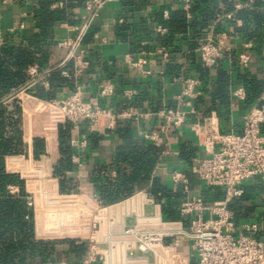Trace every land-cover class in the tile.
Segmentation results:
<instances>
[{"label":"crops","instance_id":"obj_1","mask_svg":"<svg viewBox=\"0 0 264 264\" xmlns=\"http://www.w3.org/2000/svg\"><path fill=\"white\" fill-rule=\"evenodd\" d=\"M237 1L246 0H194L193 18L188 19L184 15L185 26L179 29L167 26L168 32L165 35L153 32V26L156 23L169 22L172 13L180 9L178 0H133V5L128 6L123 0H104L95 10L87 9L85 2L82 5L73 4L71 9H69V0H58L52 4V9H66L68 19L55 22L45 38L41 39L44 61L39 59L36 64L42 73V80L21 85L19 88L27 86L21 95L34 91L37 85L44 86L42 81L47 80L49 73L56 69L61 70L62 76H64L63 71H68L69 76L65 77L72 78V84L57 90L50 100L62 97L73 89L75 76L71 56L72 53L84 49L87 51L90 63L85 73L77 80L86 97L95 95L100 85L110 80L115 84L116 92L113 96H99V105L120 110L127 105L123 90L134 88L137 92L133 96L132 103L147 114L140 121L119 122L115 129L100 135L99 140L91 142L89 139V147L83 156L84 165L74 172L81 184V192L78 194H60L57 190L59 181L53 177L52 158L48 155L40 157L36 163L40 175L38 179H44L45 185L53 191L52 195L47 197L43 195V199L42 194L37 195V202L40 199L43 200V208L48 206L47 209H58L61 224L63 220L67 221L63 217L65 210L71 212L76 209L87 210L95 203L97 192L90 179L93 170L111 165L118 151H125L130 146L143 147L151 144L139 131L157 129L162 122L157 112L177 106V97L183 84L174 82L173 77L178 75L200 77L202 83L197 89L194 106L206 115L215 114L222 131H241L244 114L258 100L247 93L249 91L245 81L251 79L259 83L264 82V0H254L252 5L235 12L234 19H222L219 22L218 32L229 33L232 36V49L226 52L216 66L206 69L197 51L205 37L209 22L216 18L217 14L231 11ZM41 2L42 0H0V33L4 42L11 40L15 45L26 47L36 40L40 29L34 12ZM165 9L170 11L169 20L164 18ZM121 18L123 22H119ZM237 20H241L242 24H238ZM110 21L114 23L109 24ZM65 40H69L71 45L60 46V42ZM143 40L154 41V44L146 46L152 55L147 56L146 65L131 67L127 59L141 56ZM248 41L253 44L247 50L251 54V61L248 68L242 69L237 61V54L244 50L243 44ZM160 44L169 47L171 51L170 59L167 61H162L157 54H154ZM147 71H150V74ZM238 88L244 89L246 98L234 94ZM12 92L13 89L0 97V103H4ZM195 120H197L196 115L191 114L183 126L172 128L167 133L168 145L160 147V151L162 153L167 147L169 153L163 156L159 154L151 179L139 183L133 197L111 208V215L114 218L131 223L133 217H129L128 213L146 215L158 213L159 210L148 201L149 191L155 179H158V182L168 190L179 193L180 188H175L172 180L174 170L188 175L190 187L188 196L182 193L176 198L178 209L180 203L187 197L202 196L206 205H212L223 199L224 191L221 187H210L191 172L194 160L207 155L191 128ZM127 129L130 133L129 138L124 136V131ZM25 140L27 141V138ZM110 175L114 178L117 176L115 169H111ZM260 186H262L260 181L248 182L243 186L242 198L229 204L235 216L238 233H243L242 226L248 222H256L264 228V198ZM41 190L37 193L46 194ZM177 212L179 214V211ZM180 217L173 221L180 220ZM39 225L37 232L42 235H37L38 239L60 240L56 243L55 252L49 260L44 262L35 259L25 264H46L50 260L57 259H65L77 264L83 259L85 245L76 244L77 248H80L78 250L66 240L63 241L60 235L55 237L50 229ZM257 236L264 238L261 233ZM179 251L182 256L196 259L188 241L181 243Z\"/></svg>","mask_w":264,"mask_h":264},{"label":"built area","instance_id":"obj_2","mask_svg":"<svg viewBox=\"0 0 264 264\" xmlns=\"http://www.w3.org/2000/svg\"><path fill=\"white\" fill-rule=\"evenodd\" d=\"M104 0H87L85 5L89 10H95ZM179 7L185 12L188 19L193 18L194 0H178ZM254 0L245 2L237 1L233 9L225 14H217L206 27L205 37L197 51L206 69L216 66L231 47L232 36L229 33L218 32V24L222 19H234V13L252 5ZM62 4V3H60ZM165 19H169L170 11H163ZM123 22V19H119ZM242 24L241 20H237ZM110 23H114L110 21ZM153 32L165 35L168 27L156 23ZM4 38L0 33V46ZM154 41H141V56L127 62L131 67H142L148 63L147 56L152 55L146 46ZM60 46L71 45L69 40L60 42ZM253 44H243L244 50L238 52L237 61L242 69L248 68L251 54L247 51ZM154 54L162 61L170 59L169 47L160 46ZM73 73L75 87L62 97L50 100L64 114L66 119L73 124V149L72 161L75 169L84 165V155L89 147V135H103L115 129L119 122L140 121L147 114L137 105L132 103L136 89L123 90L127 105L120 110L113 107H102L98 97L113 96L116 86L112 81L102 83L95 95L86 97L85 91L77 79L85 73L89 66L87 51L82 49L72 53ZM150 74V71H147ZM28 83L42 80V73L37 64L30 65L27 69ZM64 76H69L68 71H63ZM174 82L183 84L177 97V106L164 108L157 112L161 123L157 129L140 130L139 133L152 145L164 147L168 145L167 133L172 128L183 126L191 114L197 120L192 122L191 128L199 145L207 153L205 157L197 158L191 167V172L196 174L210 187H221L224 191L222 200L212 205H206L202 196L187 197L180 203L178 221L165 220L162 204L157 199L149 196V203L154 205L159 212L153 215L144 213H128L133 221L119 220L111 215V208L117 203L133 197L132 194L121 201L105 205L95 196V203L84 214L90 217V228L87 236L77 239L76 244L85 243V254L77 264H178L176 253L183 241H188L194 253L197 264H264V228L256 222H248L242 226L243 233H238L235 216L229 204L239 199L243 193V184L258 179L264 184V91L257 102L250 107L242 119L241 131H222L218 117L215 114H204L194 106V98L198 94V87L202 80L196 76L178 75L173 77ZM45 88L49 82L43 80ZM29 86V85H28ZM27 88H15L11 95L4 101L19 98ZM234 94L246 98L243 88H238ZM26 139V137H25ZM168 148L162 151V156L168 154ZM40 183L44 179H38ZM174 187L188 196L190 193L188 175L182 171L172 172ZM10 193H17L19 187L9 186ZM53 189L43 194L31 190L27 196L29 206L36 207L37 195L46 197L52 195ZM61 194V193H60ZM264 198V192L262 194ZM110 210V212H109ZM207 214V215H206ZM46 264H75L69 260H50Z\"/></svg>","mask_w":264,"mask_h":264},{"label":"trees","instance_id":"obj_3","mask_svg":"<svg viewBox=\"0 0 264 264\" xmlns=\"http://www.w3.org/2000/svg\"><path fill=\"white\" fill-rule=\"evenodd\" d=\"M57 1L42 0L35 9L40 33L31 45L22 47L7 40L0 46V97L25 84L29 80L28 67L39 59L44 61L41 39L45 38L55 22L68 19L66 9L51 8ZM86 1L69 0V9L73 4L82 5ZM123 1L127 6L133 5V0ZM184 15L185 12L179 9L164 25L179 29L185 26ZM47 81L48 89L37 85L34 91L0 103V264H25L35 259L45 262L51 258L60 239H38L37 235H42L37 232L39 224L42 228L50 229L55 237L60 235L63 241L66 240L78 250L80 248H77L75 241L89 233L90 217L84 214V210H65L63 217L67 221L63 220L61 224L58 209H47L46 205L43 208V200L40 199L36 207L27 203L31 190H51L44 180L42 183L38 180L40 175L36 163L42 155L52 158L53 177L59 181V193L70 195L81 192L80 180L74 175L76 169L72 161L73 124L49 102L57 90L72 84V78L62 76L61 70L56 69L49 73ZM245 86L249 91L247 93L254 98H259L264 91V82L246 79ZM124 132V136L129 138V129ZM99 136L92 134L89 139L94 142L99 140ZM160 150V147L152 144L130 146L125 151H118L111 165L93 170L90 179L99 200L109 205L134 194L139 183L151 179ZM111 169L117 172L115 178L110 175ZM10 185L18 186L19 191L10 193ZM260 188L264 192L263 183ZM180 195L181 191L168 190L158 179H155L149 191V196L161 202L164 219L170 221L180 216L176 201ZM175 256L178 264H197L196 259L182 256L180 252Z\"/></svg>","mask_w":264,"mask_h":264}]
</instances>
